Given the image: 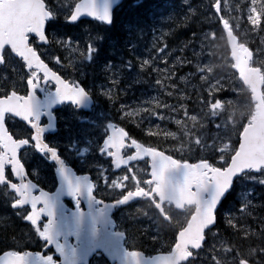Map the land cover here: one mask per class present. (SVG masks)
<instances>
[{
    "label": "snow or ice",
    "instance_id": "1",
    "mask_svg": "<svg viewBox=\"0 0 264 264\" xmlns=\"http://www.w3.org/2000/svg\"><path fill=\"white\" fill-rule=\"evenodd\" d=\"M182 3L188 9L186 19H195L204 14L199 5L194 6V0H182ZM244 7L248 9L247 22L251 24L252 30L264 32V0H259V3L258 0H252L251 5L246 4ZM63 8L64 5L59 0L57 3L52 0H0V66L7 68L9 65H17L15 75L26 81L25 92L20 94L13 74H0V195L10 203L11 209L20 219L30 222L37 243L42 240L49 246L48 250L54 249L52 255H47L39 251H25L17 245L15 250H0V264H65L77 256V250L84 245L81 230L86 218H91L92 234L96 237L99 232L96 226L98 223H111L110 210L119 211L137 198H142L148 206L147 211L138 209V212L158 221L161 231L175 234L174 247L169 246L166 255L155 259L150 257L149 264H197V259L204 251L202 245L207 242L206 237L217 236L213 232V228L219 226L217 206H223L221 201L228 199L237 181L250 177L255 179L253 173L264 176V48L253 59V53L245 43L238 40L239 33L234 34L229 20L223 16L218 17L223 30L227 32V42L231 45V59L234 61L232 67L239 71L247 93L244 100L225 102L222 95L217 98L219 94H227L224 83L216 78L217 66L212 63L203 64L199 59L205 42L211 43L215 34L210 36L209 33L202 32L196 37L194 33V38L200 40V52L193 46L195 63L187 58L185 62L194 67V72L190 73L193 79L203 82L200 85L202 97L199 103L209 109L203 113V118H209L211 123L210 118H217L227 110L226 103L233 109L232 116L239 113V117H230V128L225 124H216L217 134L212 137V144H208L201 134L190 141L189 151H197L198 163H189L184 159L183 153L180 158H174L156 147L145 146L143 142L132 138L125 128L117 127L116 123L93 124L96 129L93 134L98 137L96 148L99 156L110 160L115 169L127 173L109 182V178L99 172L98 168L97 183H93L89 175H78L68 167L61 158L58 147L50 146V142L43 138L45 125L42 117L48 120L52 115L47 111L48 108L57 102H68L79 107L90 96L83 81H70L67 75L53 71L43 59L47 58L61 68L65 67L61 63V57L49 50L42 51L45 45L50 44L46 24L50 29L58 28L57 16ZM68 8L71 9L66 17L69 23L76 22L81 16L112 23L107 3L101 5L98 0H79L74 4L70 3ZM213 8V15L224 10L219 0L215 4L210 0L208 10ZM71 40L69 37L67 44L64 40L55 43L63 48L70 46ZM188 47L189 45H185L184 50ZM72 51L75 52L76 49L73 48ZM94 53L97 55V48L88 45L85 60L93 61ZM148 63L145 60L141 67ZM111 64L109 62L104 66L106 70H111ZM127 66L129 69L132 67L130 62H127ZM113 83L118 84V81L113 80ZM156 83L159 84L160 81L157 80ZM37 90L43 93L42 99L36 94ZM104 95L108 100L113 99L107 92ZM189 103H193L190 97L178 100L185 119L190 120L194 128L197 124L204 128L205 125L198 119L201 112L192 107L190 111L193 114H189V109L185 107ZM157 107L160 105L157 104ZM165 107L176 110L175 105ZM16 118L19 121L13 127H18V131L12 132L6 127V121H15ZM175 123L181 125L182 122L177 119ZM168 135L175 137L174 133ZM234 135L238 136V140L232 139ZM224 138L229 142L225 143ZM126 140L130 143L126 144ZM21 149L29 156L34 149L36 153L42 154L41 161L52 162L59 182V187L54 192L40 189L38 195L34 194L37 184L24 179V165L18 158ZM125 149L132 150V154L126 155ZM200 153L206 155L200 156ZM217 156L220 162L216 161ZM134 161H144L150 171L144 168L134 171ZM9 166L11 174L20 178V183L11 182L6 176V168ZM145 176L148 178H144ZM100 181L103 182L102 187ZM259 182L264 184V179ZM116 189L120 191L116 192ZM100 191L115 192V202L106 203L103 199H98L96 193ZM63 196L70 197L74 202V211L66 209L61 200ZM82 201L87 202V211L81 207ZM42 218L46 222H42ZM128 218L136 219L131 213ZM229 224L232 225V222L229 221ZM73 236L75 244L71 239ZM246 236V247L241 244L237 248L225 249L226 255L221 260H213V264H264V228L259 230L258 235L246 233ZM121 238L127 240L126 232H115L114 236L94 239L89 243L88 251L95 250V255L116 254ZM213 250L215 251L214 248ZM126 257L129 264H143L144 254L140 251L128 249ZM203 264H207V261Z\"/></svg>",
    "mask_w": 264,
    "mask_h": 264
},
{
    "label": "flooded vegetation",
    "instance_id": "2",
    "mask_svg": "<svg viewBox=\"0 0 264 264\" xmlns=\"http://www.w3.org/2000/svg\"><path fill=\"white\" fill-rule=\"evenodd\" d=\"M57 45V43H56ZM43 50H49L52 54L54 52L51 48L45 47ZM81 53L84 51L78 48V51L66 50V55L55 56L61 57V63L65 65L61 68L60 65H56L54 61L49 62L47 58H44L49 64L50 68L56 71L58 74L67 75V78L71 80H77V82L83 81L87 85L90 98L93 100V105L90 109L77 107L68 102H57L47 111L52 115L47 120L46 117H42V123L45 125L46 131L44 132V139L50 142V146L58 147L61 158L65 160L68 167L72 168L78 175H89L93 183H97L98 168L99 172H102L109 178V182L112 179L127 174L123 170L115 169L111 165V161L106 157H100L96 144L98 137L93 133L96 131L93 128V124L97 123H116L117 127H123V125L112 119L111 110L109 108V100L104 95L103 85L95 84L89 76L87 77L88 68L80 64ZM17 65L7 66V73L5 74V67L0 68V74L8 75L13 74V79L17 82V88L20 94H24V84L26 81L20 80L15 75L14 69ZM2 83V81H0ZM11 90V89H10ZM54 91V85L52 86ZM41 99L43 93L37 90L36 93ZM89 98V97H88ZM116 116V115H114ZM116 118V117H115ZM19 121L16 118L15 121H9L10 131H18V127H13ZM53 122V125H52ZM124 128V127H123ZM88 131H85V130ZM126 132L132 138L140 140L135 131H130L125 128ZM101 135L102 129L100 130ZM141 142V141H139ZM126 144L130 141H125ZM30 147V146H28ZM125 154H132V150L125 149ZM33 149L31 155L25 153L24 149L19 151V157L24 165V179L25 181H32L37 184V190L34 194L38 195L39 190L54 192L59 187L58 179L55 176V168L51 161H41L40 156ZM102 165V167H100ZM37 166L39 167V175H37ZM124 166H122L123 168ZM132 168L134 171H138L140 168H144L150 171V168L144 161L132 162ZM107 169V171H105ZM6 175L13 183H20V178L11 174L10 166L6 169ZM143 175V173H141ZM148 178V177H144ZM242 181V182H241ZM101 187L103 182L100 181ZM252 182L246 179L237 181L231 195L227 200L222 201V207L218 209V227L213 229V232L217 233L214 238L208 235V240L204 244V251L201 252L200 257L197 259V264H203L207 261V264H213V260H221L226 255L225 249L232 247L237 248L243 244L245 247L248 242L247 238L243 240V236L246 233L259 234V230L264 228V197L261 195L255 196L253 192H250V186ZM2 190V185H0ZM119 192L120 189H116ZM249 191V192H248ZM98 199H103L106 203H114L115 192L100 191L96 193ZM62 203L66 206L67 210L74 211L75 204L70 197L65 196ZM81 207L87 211V202L82 201ZM138 209L144 211L148 210V206L142 198L130 202L129 205L124 206L121 210L109 211L110 224L98 223L96 226L99 232L96 237L92 234V221L91 218H86L81 230V239L84 245L77 250L78 255L72 260L66 261L65 264H126L128 259L126 257V250L140 251L144 254L143 264H146V259L154 258L158 255L167 254L169 246L174 247L175 234L167 231H161L159 228V222L150 219L147 216L138 212ZM135 215L136 219H129V214ZM250 213V215H249ZM3 218H5L3 220ZM232 222V225L229 224ZM256 221V222H255ZM0 222L2 226H7L15 231V235L7 239L5 250H15L17 245L23 248L25 251L41 252L42 254L52 255L54 249L48 250L49 246H46L42 240L37 243V239L32 232L30 222L22 220L11 209L10 203H8L2 195H0ZM5 222V223H4ZM42 222H46L42 218ZM9 229V228H6ZM5 229V230H6ZM4 231H1L3 233ZM115 232H126L127 240L121 238L118 242V253L112 255L105 254H93L95 250L88 251V245L94 239H103L106 235L114 236ZM231 232L232 235L227 233ZM10 233V232H9ZM8 233V235H9ZM247 237V236H245ZM73 244H75V237L72 238ZM0 243L2 244L1 240ZM124 246L125 250L120 249V246ZM4 248V247H2ZM1 248V249H2ZM215 249V251L213 250ZM0 249V250H1ZM219 253V255H217ZM2 254V253H0Z\"/></svg>",
    "mask_w": 264,
    "mask_h": 264
},
{
    "label": "trees",
    "instance_id": "3",
    "mask_svg": "<svg viewBox=\"0 0 264 264\" xmlns=\"http://www.w3.org/2000/svg\"><path fill=\"white\" fill-rule=\"evenodd\" d=\"M66 1L67 0H59V3L64 5L63 10H60L57 16L58 26L60 27L59 29L62 32L70 35L86 36L88 33L85 32V28L90 27L89 36L94 39L97 45V58H95L90 64L92 69L88 72L91 78L92 76L95 77L93 81L100 80V74L104 72V62L115 60L117 53H120L122 48L128 50V45L126 42H129L133 36H136L137 30L140 28L144 29L145 27L149 26L150 20L153 19L152 17L157 14L158 11L163 12L164 16L167 17L169 26L168 35L166 38L168 46L178 50V46L184 45L181 49V52L177 53L179 55L174 63V68L179 71V74H176V78L172 80L171 84L169 81L164 82L159 80L160 83L158 85L163 86L162 91L165 92V95H167L169 91L174 92L176 96L180 95V99L174 96L175 106L180 111V113H183V110L180 109L178 100H183L184 98L190 97L193 103L189 104L198 107L199 100L202 97L200 88L202 82L197 79H193L192 75H190V73L194 72V67L189 66L185 62V58L189 57L187 59L192 60L194 64L195 57L192 55V47L194 46L196 51L200 52V50L197 48L198 45L200 48V42L198 43L200 40L194 38V33L196 34V37H199L202 32H207L211 36V29V33H214L216 37H222L223 35L220 22H217L216 15L213 16L214 9L211 11L208 10L210 0H194V6L199 5L201 12L204 13L202 15H198V17L195 19H186V13L188 11L182 9L181 5L178 4L179 0H125L124 3L116 10L114 22L111 26H106L97 22H81L77 25L67 24L65 21L68 14ZM52 2L57 3V0H52ZM173 8L175 10H173ZM205 17H207V19ZM146 29L147 28H145V30ZM219 43L223 45L225 44V41L219 40ZM185 45H189L187 50H184ZM170 79H172V77ZM174 81L175 84H173ZM143 82L146 86L148 85L149 80H143ZM135 85L136 84L134 83V86ZM127 86H129V83H127ZM204 91H207V89ZM171 98L173 97H170V99ZM185 107L189 109V112H191V107L188 104L185 105ZM187 121L190 123V120ZM146 124L149 125L150 123L147 122ZM169 126L174 129V134L181 131L179 129L181 127H178V125L175 123H169ZM209 128L212 129V126L209 125ZM143 132L144 140L160 148L167 146L174 147L178 142H182L183 145L187 144L185 137L181 136L179 138H175L163 133L162 128H156L155 126H152L148 132H146L143 128ZM149 133H151V135H149ZM154 137L158 138L155 139ZM186 154H188V158L192 160L197 156V151H189V148H187ZM4 219L5 218H3V220ZM1 231L4 232L0 234V240L2 242V244L0 243V249L2 247H7L5 245L7 239L16 234L15 231L7 226L6 223L5 227L2 226V222H0V232Z\"/></svg>",
    "mask_w": 264,
    "mask_h": 264
},
{
    "label": "rangeland",
    "instance_id": "4",
    "mask_svg": "<svg viewBox=\"0 0 264 264\" xmlns=\"http://www.w3.org/2000/svg\"><path fill=\"white\" fill-rule=\"evenodd\" d=\"M242 1L243 0H241V1L239 0V2H242ZM215 2H216V0H214V4H215ZM245 2H247V5H251L252 0H245ZM258 3H259V0H258ZM244 5H246V3ZM242 7H243V10L241 9V13L242 14H241L240 17H238L235 14L233 16H227V18L229 19V22L231 24L235 23V25H237V26H235V28L237 30H239L242 35L245 36V34H247L248 36H251V37L243 38L242 39L243 41L246 40L245 41L246 43L247 42H253L254 43V48H257L261 44H263L261 48H264V43H262V41H264V32H262V34H261L262 36H260V37H259V34L257 33L259 38L257 37V35L255 34L257 31L252 30L251 24L247 22L248 9L246 7H244V6H242ZM232 17H233V19H232ZM245 25L248 28H245L244 27ZM156 28H158V30L160 31V37H162L163 36L162 32L164 30H166L168 27H167L166 24H163L162 20H160L158 22V27H153V30H155ZM147 33H149V32H147ZM147 33H144V34L146 35ZM146 42H148L149 44L152 43V45L155 47V50L151 51L152 47L151 46L148 47L149 46L148 43L147 44H138V43L135 44L134 43V46L138 48V50H137L138 52H136V50H131V53L136 55V57L135 58H130V59H126L125 58V62H124L123 58L120 61L117 59L119 64H117V66L111 67L112 70L115 73L119 74V76L115 75L114 78L111 80L112 83H113V80L118 81V84H115L116 85L115 92L117 93L118 96H119V92L122 93L124 91H126V96L128 94H132V95L135 94L134 93L135 92L134 89L130 90L128 86L124 89V91L122 90L121 87H119L120 83L123 80V78H125V79H133V80L135 78V80L137 82H141L143 80L154 79L155 76L157 75V73L162 68V65H161V62H160V59H159V56H158L159 53H166V52H164L162 50V48H163L162 42L160 40H158V38L155 41H153V38H152L151 34H148V39L146 40ZM213 47L215 49H217V50H214V48L208 49V53H210L208 55V58L202 57V58H199V59L201 61H204L203 64H207V63L215 64L217 66V68H216V78L220 79L224 83V86L227 89V92H228V90L236 91V94L232 95V97H230V98L224 97L226 99L228 98L227 100H225L223 98L225 102L232 101V102L235 103L238 100H244L246 98V96L244 95V93H245L244 86H243L242 81L238 77L237 73L232 68L233 62H232V60L230 58L229 53L226 52V50H228V48H226V49L221 48L220 49V48H217V46H213ZM259 50H257V51L259 52ZM143 51L148 52L146 58H145V56L143 54ZM256 58H257V56L255 57V59ZM176 59L177 58H175V57L171 58L170 60L166 59V61L168 63L167 66H166V73L167 74H169V71H171L174 68L173 66H174V63H175ZM145 60L149 61L148 65H145V66L141 67ZM127 62L131 63L132 67H131L130 70H128ZM102 77L106 79L105 82H103V84H110V81L107 80V78H106L107 77V73H103ZM169 79H170V77H169ZM169 83H171L170 80H169ZM103 84H101V85H103ZM110 87L112 88L111 85H110ZM110 87H105L106 90L103 89V91L104 92L107 91L108 88H110ZM156 93H157V90L156 91H152V88L143 90L142 99L138 98L137 99L138 103H131V104L125 106V111H127V112H135L136 114L133 117H136L137 114H141V115H143L142 116L143 118L145 117V113L147 111H149V113L147 115L149 116V119L151 120V119L155 118L156 115H158L157 112L159 110L160 111L159 112L160 115L165 117L164 118L165 120L169 119V120L175 122L177 119H179V120H181V122L183 124L185 122V120H184L185 117L183 116V113H180L179 117H178L177 114L171 109V107H167V108L165 107V105L171 106L169 101H168V99H167V97L161 99V101H160V106L161 107H158V109L156 107L157 105L155 107L154 106L151 107V109L148 108L147 99H150V101H153V102L156 103V101L152 98L153 96H154L155 99L157 98L156 95H155ZM158 94L161 95L160 92H158ZM167 95H168V93H167ZM174 96L176 98H178V99L181 98L180 96H176L175 93L172 92V97L174 98ZM230 108H231V106L227 105V103H226V109H227L226 112L227 111L232 112L233 109L231 110ZM144 109H147V111H145ZM204 111L208 112L209 109L204 110ZM140 117H136V118H140ZM230 117H232V119H236V118L239 117V113H237L236 116H232V114H230V115L221 114L217 118H210V119H211V121H214L215 125L216 124H225V125H227V127L230 128L232 126V120L230 119ZM198 119H200L201 123H203L204 125H206L208 123V121H209V118H203V113H201V116L198 117ZM147 122H148V120L146 119L144 121V123L146 124ZM244 123H246V121H244ZM146 125H147V127L149 129L152 128L151 125H148V124H146ZM161 128L163 129V127H161ZM241 131H242V129H241ZM166 132H167V130L164 129L163 133L166 134ZM216 134H217V130L214 132L212 137H214ZM202 137L205 138V136H202ZM212 137L209 139L208 144H212V142H213L212 141ZM187 138L190 141H194L195 138H196L195 137V133H192L190 131V133H189ZM232 139L236 140V139H238V136L234 135L232 137ZM224 142L228 143L229 141L227 140V138H224ZM218 143H219V141H218ZM217 151H218V149H217ZM217 157L219 158V156H217ZM253 176L255 177V179L250 177V178H247L246 180H249L251 182H255V184H258L257 182H259L261 178H264V176L256 175V174H253ZM252 188H254V185H253ZM252 188H251V190H252Z\"/></svg>",
    "mask_w": 264,
    "mask_h": 264
},
{
    "label": "bare ground",
    "instance_id": "5",
    "mask_svg": "<svg viewBox=\"0 0 264 264\" xmlns=\"http://www.w3.org/2000/svg\"><path fill=\"white\" fill-rule=\"evenodd\" d=\"M221 2L223 1V0H220ZM219 1V2H220ZM237 1H239V0H237ZM241 1V0H240ZM211 2L214 4V0H211ZM216 3V2H215ZM178 4H180L181 5V7H182V9H185V10H187L188 11V9H187V6L186 5H183V3L182 2H178ZM181 9V8H180ZM173 10H175L174 8H173ZM241 9L239 10V11H237L236 13H235V15H237L238 17H240L241 16ZM214 16V15H213ZM153 19H151L150 20V24H149V26H147V27H145V28H147L148 30H150V31H152L153 30V27H158V22L160 21V20H162L163 21V24H166L167 25V29L166 30H164L163 32H162V37H161V39L162 40H165L166 42H167V40H166V38H167V35H168V30H169V26H168V21H167V17H165L164 16V13L163 12H161V11H158L157 12V14H155L153 17H152ZM217 19V18H216ZM217 22H220L218 19H217ZM231 24V23H230ZM145 28L143 29V28H140V29H138L137 30V33H136V36L134 37L133 36V38L129 41V42H126V44L128 45V50L127 49H125V48H122L121 50H120V53H117V57H116V59L115 60H112V61H110L112 64H111V67H114V66H117V64H119V62L117 61V59L120 61L122 58L124 59V62H125V58L126 59H130V58H135L136 57V55H134L133 53H131V50H136V52H138L137 50H138V48L137 47H135L134 46V43L135 44H147L148 42H146V40L148 39V34H150V33H147V31L145 30ZM158 30V28H156L155 30H153V31H157ZM85 32L86 33H88L89 34V32H90V27H88V28H85ZM144 33H147L146 35L144 34ZM152 36V35H151ZM61 37L63 38V39H65L66 38V35L65 34H61ZM152 38H153V41H155L157 38L156 37H153L152 36ZM162 42V44H163V41H161ZM149 44V43H148ZM168 44V43H167ZM119 45V44H118ZM212 45L213 46H217V48H223V46L221 45V44H219L216 40H213L212 41ZM108 46V45H107ZM152 47V49H151V51H153V50H155V47L152 45V43H150L149 44V46L148 47ZM120 48V47H119ZM214 48V47H213ZM119 50V49H118ZM162 50H163V48H162ZM214 50H217V49H215L214 48ZM150 51V52H151ZM164 51V50H163ZM111 52H112V49H111ZM114 52H116V51H114ZM164 52H166L165 53V59H167V60H170L171 58H173V57H175V58H177L178 57V55L179 54H177L178 52H179V50H175L174 48H170L169 47V49H167L166 51H164ZM147 53L148 52H145V51H143V54H144V56H145V58L147 57ZM187 58H189V57H187ZM195 60H196V58H195ZM194 60V61H195ZM118 62V63H117ZM109 62H104V64H108ZM168 64V63H167ZM174 67V66H173ZM217 68V67H216ZM103 73H106L105 71L104 72H102L101 74H100V80L98 81H93V79L95 78V77H93L92 76V78L90 77V75L88 74V72H87V77L89 76V78L91 79V81H93L95 84H103V82H105V78H103L102 77V74ZM171 78V77H170ZM169 93H172V91H169ZM169 93H168V96H170V97H172V95H169ZM180 96V95H179ZM170 97H167V99H168V101H169V103H170V105L171 106H173V105H175V100H174V98H171L170 99ZM185 99V98H184ZM191 108L192 107H195V106H193V105H190V104H188ZM197 108V110L198 111H202V105L199 103L198 104V107H196ZM172 109V108H171ZM203 110H204V107H203ZM141 116V117H140ZM140 116H138V115H136V117H140V118H136V117H130L129 119H128V122H130V124L129 125H134V126H136V124L137 123H139L138 121H140L141 123H143V124H140V126L142 125V127L145 129V131H147L149 128L147 127V125L144 123V121L146 120V118L144 117H142L143 115H140ZM142 118V119H141ZM127 120V119H126ZM138 130H139V128H137ZM202 154H206V153H202ZM256 222V221H255ZM246 236V235H245ZM245 236H243V240H245L247 237H245ZM248 242V240L246 241V243Z\"/></svg>",
    "mask_w": 264,
    "mask_h": 264
},
{
    "label": "water",
    "instance_id": "6",
    "mask_svg": "<svg viewBox=\"0 0 264 264\" xmlns=\"http://www.w3.org/2000/svg\"><path fill=\"white\" fill-rule=\"evenodd\" d=\"M123 0H98V3H100L101 5L107 3L109 9H110V12H111V16L113 18V10L115 9V7L117 5H119ZM82 18H87V19H91V20H99V19H96V18H92V17H89V16H81L78 20L82 19ZM77 20V21H78ZM76 21V22H77ZM100 21V20H99ZM74 23V22H73ZM226 32V31H225ZM227 34V32H226ZM228 38V37H227ZM230 45V44H229ZM230 48H231V45H230ZM238 71V70H237ZM239 72V71H238Z\"/></svg>",
    "mask_w": 264,
    "mask_h": 264
}]
</instances>
